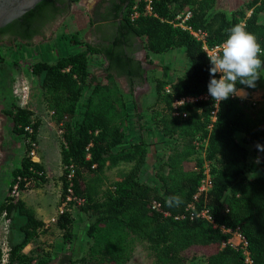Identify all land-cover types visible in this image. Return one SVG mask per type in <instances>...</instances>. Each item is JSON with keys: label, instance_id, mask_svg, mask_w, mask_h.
Returning <instances> with one entry per match:
<instances>
[{"label": "trees", "instance_id": "16d2710c", "mask_svg": "<svg viewBox=\"0 0 264 264\" xmlns=\"http://www.w3.org/2000/svg\"><path fill=\"white\" fill-rule=\"evenodd\" d=\"M56 1L40 2L0 32L16 28L15 45L32 46L40 33L29 30L31 19ZM75 1L69 0L66 9ZM136 1L101 0L90 15L89 26L96 32L115 31L116 37L106 47L70 34L66 41L82 47L78 52L31 65L39 79L41 103L62 132L61 164L71 167L73 192L84 199L56 224L65 245L73 238L74 220L83 217L87 222L78 246L71 245L72 253L66 257L71 264H127L136 244L145 243L153 264H191L195 257L197 264H248L244 252L228 243L230 230L244 238L250 264H264V152L256 148L257 143L264 145V106L229 97L218 103L211 127L215 106L211 97L185 102L173 110L175 100L209 95L211 65L201 42L170 23L190 11L188 27L203 33L209 47L222 44L228 29L243 23L264 47V0H243L230 9L220 7L222 0H152V15L143 13L144 5L138 0L139 15L131 18ZM67 15L68 11L63 17ZM137 40L146 57L163 56L161 61L149 62L153 65L149 71L134 57ZM13 47L0 48V65L5 62L4 50ZM170 55L174 61H168ZM92 56H98L101 63L92 61ZM94 65H102V70ZM175 71L177 75L168 78ZM149 81L150 96L144 95L150 89L135 94L136 88ZM238 87L253 92L264 87V78L255 88ZM175 111L186 116H173ZM4 115L18 135L26 136L24 128H32L34 140L40 123L34 112L14 105ZM130 121L131 131L126 129ZM204 139L199 154L197 142ZM27 152L12 172L10 187L18 176L37 183L44 180L32 172H43V168L32 163ZM206 161L212 163L211 188L195 200ZM145 169L152 171L153 182L143 179ZM112 170L116 178L110 181ZM66 175L63 169L61 199ZM175 194L182 196L183 203L170 207L167 198ZM153 201L159 203L161 212L151 207ZM191 203L198 212L206 209L210 221L190 219L186 208ZM4 213L21 242L10 240L9 264H49L50 253L22 252L42 233L43 222L20 200L4 198L0 217ZM21 223L18 229L16 224Z\"/></svg>", "mask_w": 264, "mask_h": 264}, {"label": "rangeland", "instance_id": "374dc122", "mask_svg": "<svg viewBox=\"0 0 264 264\" xmlns=\"http://www.w3.org/2000/svg\"><path fill=\"white\" fill-rule=\"evenodd\" d=\"M242 1L243 0H222L220 3V7L230 9L240 4ZM226 2H229L231 5L226 4ZM60 26L62 27H59V29L57 30V34L59 35V42L55 41V43L50 42L51 44H47L34 39V43L28 48L19 47L14 44V47L12 48L13 50H4L5 62L0 65V204L2 203L4 198L8 197V194L10 192L13 170L17 168L20 165L21 160L26 157V150L29 152L30 149L29 135L26 134V136H24V134H16L13 131L12 123L4 115L5 109L9 108V106L17 105L18 101H16L15 99L13 86L15 81H17L16 78L22 75L24 79H28L27 81L32 91V93H30L32 94L31 107L33 108V110H35L36 116L40 120L37 132L35 133L33 140V142L35 141L37 145L36 153L38 154L42 162L43 155H46L48 163L44 164L43 162L42 166L43 172L47 174V177L45 176L44 180L42 182H38L37 185H33L28 190L21 192L17 197V200L22 201L25 206H27V208H30L33 211L32 208L34 206H32L30 202L32 200H41V198L45 199L46 202L43 206L45 207L43 216L37 215L33 211V213L38 217L37 219L41 220L42 222L47 221L51 216L55 214L56 207L59 204V195L61 193L60 177L62 175L63 166L62 164H59V161L58 163H56L55 160L57 157H60V152L62 150V139L61 136L57 133L58 123H56L52 119V117H49V115L46 113V109H44L41 103L39 79L33 73H30V69L31 65L34 62L42 61L43 59L54 62L61 56L79 51V46H76L78 47L77 49L75 48V46L69 45L66 41L67 36L70 35L69 33H72L74 31L63 28V25ZM79 38L88 40L83 36H80ZM177 54L179 57L180 55L181 57L183 56L181 52ZM174 57V55H170L167 59L168 61H174ZM180 59L182 60V58ZM16 63L21 64L22 71L17 72L16 70H14L13 67ZM94 67L96 70H102V65H94ZM175 75H177L176 71L170 72L168 78L172 79ZM262 78H264V75H262ZM149 85L150 90L149 92L144 94L145 96L151 95V81H149ZM143 91L147 90L138 91L137 95H139ZM240 95L244 96V93L241 92ZM242 98L250 99L251 101L256 102L258 107L264 106V87H260L259 89L251 92V94H248L246 97ZM132 124V121H130L129 124L126 123V129L131 131L132 128H129V125ZM135 133L136 132L134 130L133 134ZM203 148V143H199L197 151L199 150L200 152H203ZM206 163L208 166H210V164L212 165V163L210 162ZM122 168L123 166L119 167V169ZM108 177L110 181L115 180L116 171H109ZM142 177L147 182L151 183L154 181L152 171L149 169H145L143 171ZM34 208L36 210L38 207ZM9 224V221L6 222L5 230H0V250L4 247V243L7 241L9 243L11 240L12 244L18 242V236L12 230V228L9 232ZM85 226H87V222L83 217L75 219L73 238L71 239V243L65 245L62 244V233L56 226L50 227L46 231V235L41 237L40 240L51 242L53 244L52 246L54 256L57 257L60 253V256H63L65 254V256H67L72 253V251L70 250L71 245L73 247L78 246L79 240L82 239ZM43 233L45 234V232ZM237 240V238H234L233 241L237 242ZM55 247L56 250L54 251ZM72 257L74 258L73 255ZM53 259H55V257H53ZM197 263H199V258L195 257V259L192 260L191 264ZM127 264H153V260L149 255V251L145 243L136 244L132 253V258Z\"/></svg>", "mask_w": 264, "mask_h": 264}, {"label": "built area", "instance_id": "2783aa9c", "mask_svg": "<svg viewBox=\"0 0 264 264\" xmlns=\"http://www.w3.org/2000/svg\"><path fill=\"white\" fill-rule=\"evenodd\" d=\"M137 3H138V0L132 6L131 18H135L139 15V11L137 9V7H138ZM142 3L144 5L143 13L146 15H152V5H151L152 0H142ZM248 14H250V12ZM191 16H192V14L190 11H185V12L175 16L170 21V23L175 27H179L183 30L189 31L190 34L194 38H196L199 42H201L202 49L205 52L207 57L208 56L211 57V56L217 54L220 51V45L221 44L217 45V46L209 47L206 43L205 35L203 33H201L200 31H194L190 27H188L187 22L191 18ZM98 59H100V58H98ZM13 68L17 72L22 71V66L19 63H16ZM30 73H32L31 69H30ZM16 80L17 81L19 80L18 83H17V81H15L14 86H13V93L15 95V99H16V101H18L16 106L31 110L32 112L35 113V110H33V108L31 107V100H32L31 95L32 94H30V93H32V91H31L30 85L28 84V81H27L28 79L27 78L24 79L23 76L20 75L18 78H16ZM165 91L169 92L168 87L165 88ZM243 93H244V96L238 95V96H234V97L243 99L242 97H246L248 94H251V92H248L247 90H243ZM209 97L210 96L207 94H200L197 96H189L186 98H182L180 100H175L172 104V108H173V110H176L181 104H183L185 102H195L198 100H206ZM244 100H249L253 106H257V103L254 101H251L250 99H244ZM214 103H215V106H214V110L211 112V117H210L211 121H210L209 127H211L212 123L215 121L216 113L218 110V103L215 101H214ZM47 112L49 113V116L52 117L51 112H49V111H47ZM35 115H36V113H35ZM179 115H181V117L186 116L184 113L180 114L179 112H176V111L173 113V116H179ZM57 127H58L57 133H58V135L61 136L62 132L60 130L59 124L57 125ZM24 132H26V134H28L29 138H30L29 139L30 149L28 152V157L32 163H39L40 164V157L36 153L37 145H36L35 141L34 142H33V140L31 141V136L34 134L33 129L30 127H26V128H24ZM205 142H206V140L204 139L203 141H201L199 143H203V145L205 146ZM62 143H63V141H62ZM199 143L197 142V146L199 145ZM206 162L201 167L203 179H202L201 184L197 190V193L194 196L195 200L199 196L204 195L211 188L210 167L207 165ZM63 169H65L67 171V175H66L67 188L65 190V195L61 199V193H60L59 204L56 207L55 214L53 216H51L47 221H43V227L41 229L42 233L39 235V237L37 239H35L32 242H29L24 247L22 252L25 254H28L30 252H34V250L39 249V251L43 250V252H45V253L46 252L50 253L52 258L55 257L53 254V246H52L53 244L51 242L40 240L41 237L46 235V231L50 227L56 226L58 218L60 216H63L64 214L69 212L74 205L80 206L84 203V199L76 196L73 192L72 185H71V178H72L71 167H69V168L65 167ZM32 172L35 175H37L38 177L43 176L45 178V176H46L45 172H40V171L36 172L34 170H32ZM33 185H37V181H35L33 179L21 178L18 176L13 181L7 198L11 199L13 201H16L17 197L19 196V194L21 192L28 190ZM151 207L153 209L161 212L159 203L153 201L151 204ZM186 212L189 214L190 219H193V217H201V218H205V219L210 221V217L207 214V210L202 209L201 211L198 212L195 208L194 203H191L187 206ZM5 219H7L9 221V223L11 222L10 219L6 218L5 213L2 214V216L0 217V230L1 229L5 230V228H6V222H8V221ZM10 227H11V224H9V232H10ZM43 232H45V234ZM227 232H229L231 234V238L229 239L228 243H230L231 245L236 246L239 249H241L246 256V262L248 264H250V260L248 258V253L246 252V242H245L244 238L240 235V233L238 231L227 230ZM234 238L238 239L237 242L233 241ZM9 249H10V246H9L8 241H7L4 243V247L1 248V250H0V264H9V251H10Z\"/></svg>", "mask_w": 264, "mask_h": 264}, {"label": "clouds", "instance_id": "9594fccd", "mask_svg": "<svg viewBox=\"0 0 264 264\" xmlns=\"http://www.w3.org/2000/svg\"><path fill=\"white\" fill-rule=\"evenodd\" d=\"M209 61L211 67L207 91L217 103L240 95L243 89L238 85L255 88L257 81L264 75V47L254 33L246 30L243 23L228 29L220 51L209 57ZM216 74H219V78H216ZM256 148L264 152V145L257 143ZM256 162H260V157L256 158ZM166 203L170 207H178L183 199L181 195L175 194L168 197Z\"/></svg>", "mask_w": 264, "mask_h": 264}, {"label": "crops", "instance_id": "0c3cea01", "mask_svg": "<svg viewBox=\"0 0 264 264\" xmlns=\"http://www.w3.org/2000/svg\"><path fill=\"white\" fill-rule=\"evenodd\" d=\"M100 1L101 0H76L75 2H73L71 4V8H70V11L68 12V15L62 17L56 23L54 28H52L51 31H49L46 34L45 38H37V40L40 42L47 43V44L55 43V41L59 40V35L57 34V30L59 29V27H62L60 25H63L64 26L63 28H65V29H70V30L74 31V32L69 33V34L78 33V35L80 34L79 37L83 36L85 38H88L91 31L94 30L93 27L89 26V17L95 11V9H96V7ZM226 4L231 5L229 2H226ZM79 22L81 23V25ZM33 43H34V41H33ZM75 48L78 49V47H76V46H75ZM81 48L82 47H80V49ZM135 49H136V51L134 52V57L136 60H139L142 63L145 72L149 71L153 67V65H151L149 63L150 61L151 62H158V61H161V59L163 58V56H159V55H156V56L152 55V56L146 57V53L142 49L140 40L136 41V48ZM98 58H99L98 56H92L91 59H93L92 61H94L96 63H101L100 59H98ZM149 88H150V85L148 83H145V84H143L142 88L141 87L136 88L135 94H137L138 91H141V90H149ZM46 113L49 115L48 112H46ZM58 161H59V164H61V157L56 158L55 162L58 163ZM43 162H44V164L48 163V159H47L46 155H43ZM43 162L40 160V164L42 166H43ZM45 175H47V174H45ZM45 202H46V200L42 199V198H41V200L40 199L36 200V201L32 200L30 202L32 204V206H34L36 208L38 207L36 210L34 207L32 208L33 211L37 215L43 216L44 209H45V207H43V206L45 205L44 204ZM35 217L38 218L36 215H35ZM60 255H61V253L57 257L55 256V259H52V261L49 264H58V259H59Z\"/></svg>", "mask_w": 264, "mask_h": 264}, {"label": "flooded vegetation", "instance_id": "af4514ba", "mask_svg": "<svg viewBox=\"0 0 264 264\" xmlns=\"http://www.w3.org/2000/svg\"><path fill=\"white\" fill-rule=\"evenodd\" d=\"M68 4L69 0H57L54 4L44 6L40 14L31 19L29 23V30L40 33L38 34L39 36L37 35L33 38L32 42L34 41V39L42 38V35L46 36V34L51 31L52 28H54L56 23L63 17L64 13L70 11L71 5L69 8L66 9V6ZM16 31V28H14L10 29V31L5 33L0 32V48L6 45L13 46L17 42L14 39ZM115 37L116 33L113 29L103 31L101 33L92 30L87 39L91 42L92 45L101 48L106 47L109 44V41L112 42ZM120 80L124 82V85L127 84L126 79L124 77L120 78ZM10 224H12V220ZM16 227L20 229L21 227H23V224H16ZM12 230L15 232L14 229ZM70 261V258H67L65 255H63L59 257L58 264H71Z\"/></svg>", "mask_w": 264, "mask_h": 264}, {"label": "water", "instance_id": "95a60500", "mask_svg": "<svg viewBox=\"0 0 264 264\" xmlns=\"http://www.w3.org/2000/svg\"><path fill=\"white\" fill-rule=\"evenodd\" d=\"M44 0H0V29L20 19ZM21 243L18 241V244Z\"/></svg>", "mask_w": 264, "mask_h": 264}, {"label": "bare ground", "instance_id": "6f19581e", "mask_svg": "<svg viewBox=\"0 0 264 264\" xmlns=\"http://www.w3.org/2000/svg\"><path fill=\"white\" fill-rule=\"evenodd\" d=\"M243 92V91H242Z\"/></svg>", "mask_w": 264, "mask_h": 264}]
</instances>
